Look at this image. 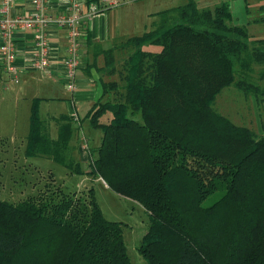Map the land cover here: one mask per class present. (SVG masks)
Segmentation results:
<instances>
[{
  "label": "trees",
  "instance_id": "16d2710c",
  "mask_svg": "<svg viewBox=\"0 0 264 264\" xmlns=\"http://www.w3.org/2000/svg\"><path fill=\"white\" fill-rule=\"evenodd\" d=\"M153 15L150 28L94 45L102 92L83 119L101 135L87 172L148 212L138 245L147 264H264V133L214 106L229 84L264 101V37L231 21L228 0H185ZM40 99L31 102L25 155L85 173L71 153L72 117L56 116L51 136ZM0 264L131 260L122 222L104 216L93 187H57L0 197Z\"/></svg>",
  "mask_w": 264,
  "mask_h": 264
},
{
  "label": "rangeland",
  "instance_id": "374dc122",
  "mask_svg": "<svg viewBox=\"0 0 264 264\" xmlns=\"http://www.w3.org/2000/svg\"><path fill=\"white\" fill-rule=\"evenodd\" d=\"M184 1L136 0L131 2V0H120V6L113 8L118 10L119 14L125 11L128 13L125 19L122 18L124 17L122 15L116 18L118 21L122 22L123 20L126 23L123 25L122 30L127 28L129 33L137 34L139 33L137 29L140 28L139 26L144 19V12L147 9H154L155 7L163 9ZM217 1L220 0L204 4L198 2V5L212 6ZM231 11L232 22L242 23L244 21L246 17L245 10L237 1L233 2V5L231 3ZM258 14L261 13L258 12ZM259 68L260 66H255V75H257ZM97 73L101 74L100 70H97ZM9 74L6 70H0V197L17 202L26 197L44 196L57 187H61L65 192L76 191L79 193L93 187L94 195L104 216L123 224V234L131 264H147L138 250V245L147 228L148 212L137 201L125 197L108 187L101 177L87 172L90 162L88 151L96 147L97 144H94L96 141L87 139L86 136L88 135L87 131L94 128L87 123L85 125L81 124L82 120L79 117L73 121L75 130L72 138L74 142H82L83 147L81 146V148L83 151H76L72 148L71 153L74 159L80 162L81 167L86 170L85 173H74L46 155H25L32 97H53L50 103L47 102V99H43L39 104L40 116L47 122L51 136V130H55L54 119L51 115L67 112L68 108L65 102L70 100L65 97V90L61 84L50 87L48 79L46 81L44 79L41 81L32 79L25 82L22 76H19L18 81H14ZM37 74L40 73L37 72ZM116 76L114 74L105 75L104 77L111 79L116 78ZM2 78L5 80L2 81ZM55 95L59 96L55 97ZM260 100L253 94H245L234 84H229L224 86L217 94L214 106L233 122L246 125L252 128L257 135H260L264 133L262 111L260 114L257 112ZM88 109L87 106H78L80 115H83ZM101 119L105 120L106 116L103 114ZM86 121L88 122V120ZM77 129L79 137L76 136L75 131ZM95 139L98 140V137Z\"/></svg>",
  "mask_w": 264,
  "mask_h": 264
},
{
  "label": "crops",
  "instance_id": "0c3cea01",
  "mask_svg": "<svg viewBox=\"0 0 264 264\" xmlns=\"http://www.w3.org/2000/svg\"><path fill=\"white\" fill-rule=\"evenodd\" d=\"M129 1V0H128ZM136 1V0H131ZM198 2L211 3L216 0H197ZM233 5V2L237 1L238 4L244 8L246 17L243 24L245 23L249 33L255 37H264V19L263 20H254L253 18H259L264 16V0H228ZM1 3V0H0ZM66 6L65 0H49V7L54 12H59L64 10ZM120 6V0H117L115 5H111L108 8L101 10L95 14H93L89 19L82 22V34H81V45L80 51L82 54V62L79 68L76 70L75 80H76V88L74 90H69L65 87L64 81V68L62 64V58L66 54L65 44V31L61 28H56L54 26L49 27V42L51 47V58L49 68L46 70L36 69L31 66L29 63V57L34 48V31L31 29H23L17 30L13 35V40L15 42L17 57L16 64L18 66L16 73H10V77L14 79V81H18L19 76H22L26 81H31L32 79L45 81L48 79V85L50 87L57 86L58 84L62 85V88L65 90V97L70 101L65 102L66 107L68 108L67 113L69 115L76 113L80 120H82L83 125L87 123L86 119H83L85 112L83 115H80L78 111V106H87L91 107L92 103L100 97L102 88L100 84V75L97 73L96 66H101L103 64V54L98 53L94 55L95 46L98 45L102 48H108L113 45V43L119 39L125 38L126 36L131 35L132 33L128 32V29L122 30L124 21H118L116 18L122 17L125 19L128 15L127 11L118 13V10L113 7ZM30 1L29 0H17V2L11 6L10 13H24L30 9ZM160 10L159 7H155L154 9H147L144 12V19L142 20V24L139 26L137 32H142L146 28H150L151 22L154 19V13ZM257 12V14H256ZM261 13V14H258ZM118 13V14H117ZM147 17V18H145ZM88 38L91 39L92 43H88ZM95 64V65H94ZM0 70L4 71L3 64L0 58ZM37 72L40 74L38 75ZM8 73V72H7ZM4 81L5 79L2 78ZM264 83V80L260 81ZM57 83V84H56ZM262 83V84H263ZM44 85V84H43ZM59 95H55L57 97ZM36 97V96H35ZM41 97L39 104H41L43 99H47V102L50 103L52 101L51 96H39ZM34 97H32L33 99ZM30 101V105L32 102ZM259 106L257 108L258 114L262 111V118H264V101L258 103ZM256 112V113H257ZM57 115H51L54 119L55 130H51V134L53 137L57 134V123L55 121V117L61 113H56ZM84 120V121H83ZM80 129V128H79ZM86 129V128H85ZM76 136L79 137L78 129L75 131ZM85 135L87 139L96 141L94 144L99 143L100 139V131L97 129H92L91 131H87ZM75 135V134H74ZM98 137V140L95 139ZM72 147L76 151H83L81 146L83 147L82 142L76 141L74 142L73 138L71 139ZM80 144V145H79Z\"/></svg>",
  "mask_w": 264,
  "mask_h": 264
},
{
  "label": "built area",
  "instance_id": "2783aa9c",
  "mask_svg": "<svg viewBox=\"0 0 264 264\" xmlns=\"http://www.w3.org/2000/svg\"><path fill=\"white\" fill-rule=\"evenodd\" d=\"M30 9L24 13H10V8L17 0H1L0 3V58L4 70L16 73L17 50L13 35L17 30L31 29L34 31V48L29 57L32 67L40 70L49 68L51 47L49 27L61 28L65 31L66 54L62 58L65 87L76 88L75 74L81 65L80 51L82 22L93 14L115 5L117 0H65L64 10L54 12L49 7V0H29ZM73 121L78 119L72 114Z\"/></svg>",
  "mask_w": 264,
  "mask_h": 264
}]
</instances>
